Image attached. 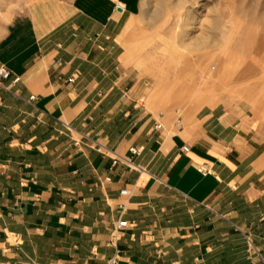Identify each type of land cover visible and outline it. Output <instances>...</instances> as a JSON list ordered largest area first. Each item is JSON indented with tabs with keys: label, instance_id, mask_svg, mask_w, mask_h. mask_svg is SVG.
<instances>
[{
	"label": "crops",
	"instance_id": "obj_1",
	"mask_svg": "<svg viewBox=\"0 0 264 264\" xmlns=\"http://www.w3.org/2000/svg\"><path fill=\"white\" fill-rule=\"evenodd\" d=\"M100 1L42 3L1 32L0 264H264L255 121L152 107L131 7Z\"/></svg>",
	"mask_w": 264,
	"mask_h": 264
},
{
	"label": "rangeland",
	"instance_id": "obj_2",
	"mask_svg": "<svg viewBox=\"0 0 264 264\" xmlns=\"http://www.w3.org/2000/svg\"><path fill=\"white\" fill-rule=\"evenodd\" d=\"M71 1L0 0V35L15 18L39 4L65 5ZM90 1L84 0V6ZM106 1L110 2L92 4L103 12ZM120 2L131 7V30L125 39L135 41L133 50L143 61L140 66L143 69L146 65L142 77L152 107L184 116L203 106H236L252 117L255 128L264 136V0H149L146 6L145 0H114V7ZM182 12L187 17L179 24ZM193 24L197 29L190 32ZM186 33L206 42L179 57V38ZM153 58L163 68L162 75L152 67ZM210 67L216 71H210ZM152 87L165 89L162 92L167 100L152 102Z\"/></svg>",
	"mask_w": 264,
	"mask_h": 264
},
{
	"label": "bare ground",
	"instance_id": "obj_3",
	"mask_svg": "<svg viewBox=\"0 0 264 264\" xmlns=\"http://www.w3.org/2000/svg\"><path fill=\"white\" fill-rule=\"evenodd\" d=\"M148 1L149 0H145V3H144V6H146L147 4H148ZM158 6V5H157ZM185 11V10H184ZM187 17V15L185 14V13H181L180 14V16L178 17V19H177V22L179 23V24H181L182 22H183V20L185 19ZM191 18V17H190ZM193 22V21H192ZM135 23V22H134ZM189 25V24H188ZM195 29H197L196 27H195V25L193 24V27H191V29H189V31L191 32L192 30H195ZM187 33H188V31H187ZM185 34V35H183L181 38H179V42H181L180 43V48L178 47V49L177 50H182L181 52H177V55L179 56V57H184L185 55V52H188V51H195V50H198V49H200L202 46H204V44H205V39L204 38H197V37H192L191 35H189V34ZM184 34V33H183ZM191 34V33H190ZM144 57V56H143ZM153 60H154V58H153ZM152 60V61H153ZM152 61H151V65H152V67L154 68V70H157V73L158 74H160L161 72H162V69H160L161 67H159L158 65H157V63H156V61L154 60L153 61V63H152ZM140 62L142 63L143 61L142 60H140ZM146 66V65H145ZM145 66H144V68L143 69H145ZM148 68V67H147ZM149 68H150V66H149ZM146 70H148V69H146ZM209 70L210 71H212V72H215L216 71V68L215 67H210L209 68ZM229 70V68H227L226 69V75H228V74H230V70ZM144 72V71H143ZM147 72V71H146ZM157 74V75H158ZM217 74V73H216ZM161 75H162V73H161ZM214 75V74H213ZM155 77H157L156 75H155ZM157 79L156 78H153V76H152V82L155 84H157V81H156ZM161 80V79H160ZM159 80V82H161ZM164 80V79H163ZM158 82V83H159ZM159 84H161V83H159ZM155 86V85H154ZM158 86H160V88H161V85H158ZM156 89V88H155ZM155 91H157V90H155ZM162 91H165V89L164 90H162ZM152 92V91H151ZM154 92V91H153ZM158 93L159 92H161V91H157ZM156 98V97H155ZM162 98V97H161ZM154 99V98H153ZM164 99V98H163ZM157 100H161V99H157L156 98V102H157ZM153 101V100H152ZM155 102V103H156ZM158 103V102H157Z\"/></svg>",
	"mask_w": 264,
	"mask_h": 264
},
{
	"label": "built area",
	"instance_id": "obj_4",
	"mask_svg": "<svg viewBox=\"0 0 264 264\" xmlns=\"http://www.w3.org/2000/svg\"><path fill=\"white\" fill-rule=\"evenodd\" d=\"M116 9L117 10H120V11H123L124 10V7L121 5V4H118L117 6H116ZM9 76H10V72L9 71H7L5 68H0V81H3V80H7L8 78H9ZM70 83L72 82V80H70L69 81ZM34 100V97L32 96V97H30V101H33ZM159 128V126H156V129H158ZM181 151L183 152V153H187L188 151H189V148L187 147V146H184L182 149H181ZM129 153L131 154V155H138L139 154V150L138 149H136V148H130V150H129ZM117 162V160L116 159H114V164ZM199 172L202 174V175H207L208 174V171L205 169V168H200L199 169ZM127 191L126 190H121L120 191V195H122V196H126L127 195ZM123 210V209H122ZM127 226V222H125V221H121V222H118V224H117V227L118 228H125ZM108 264H117V262H116V260L113 258V259H110L109 261H108Z\"/></svg>",
	"mask_w": 264,
	"mask_h": 264
}]
</instances>
